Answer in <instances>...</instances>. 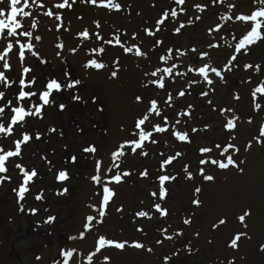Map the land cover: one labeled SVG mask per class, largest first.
Segmentation results:
<instances>
[{
  "label": "rangeland",
  "instance_id": "374dc122",
  "mask_svg": "<svg viewBox=\"0 0 264 264\" xmlns=\"http://www.w3.org/2000/svg\"><path fill=\"white\" fill-rule=\"evenodd\" d=\"M201 1L185 0L193 10L183 22L184 4L175 0H118L119 11L101 6L107 0H98L97 6L89 0H77L71 10L53 7L61 0H42L45 7L33 12L40 22L34 35L41 36V40L32 41L36 55L26 53L21 62L14 52L9 56L10 69L0 70L13 80V75L27 67L37 76L41 72L43 82L47 76L44 69L50 70L48 64H39L45 54H50L54 66L62 70L58 60L66 61L69 73L64 74L62 84L66 83L63 89L69 103L63 104V109L50 106L49 118L35 129L44 131L47 124L56 126L58 120L66 126L72 142L65 146V159L59 162L55 159L41 164L34 142L25 150L20 146V154L6 161L12 166L0 174L6 177L0 183V264H61L62 250L69 249H77V264H89L87 256L95 253L99 235L127 241L128 245L139 242L145 248L110 247L95 253L91 264H264V93L255 92L264 88V40L237 52L236 46L253 25L235 18L259 10L260 0L229 2L221 15L212 14L211 21V14L201 11ZM0 7L7 13L10 0H1ZM48 8L62 17L64 27L59 31V22L42 14ZM173 10L177 12L174 18L170 16ZM175 21L183 23L178 26ZM181 25V31L175 32ZM205 27L210 28V34H205ZM84 30L90 34L87 40L79 35ZM260 31L264 33V26ZM117 37L120 45L115 43ZM19 39L26 42L24 37ZM206 43L202 53L212 56L207 53L197 64V47ZM126 47H132L133 52H125ZM136 48L144 55L136 56ZM161 56L171 59L161 60ZM93 59L106 67L86 66ZM205 65L212 83L199 73ZM169 67L171 74L164 72ZM213 67L220 76L210 71ZM113 71L117 72L115 77ZM161 76L162 89L152 83ZM4 86L9 87V83ZM153 100L159 114L151 111ZM145 116L148 120L141 128L152 135L142 150L132 153L130 144L139 139L136 123ZM7 118L0 122L5 128ZM99 120L107 122L105 137L103 132L97 154L88 161L80 154L81 141ZM229 120L236 125L232 130L226 129ZM157 127L165 131L158 133ZM177 133L187 134L190 142L179 141ZM6 135L0 134V139ZM121 144L126 147L119 170L130 175L117 185L108 183L116 169H106L113 163L111 154L120 151ZM229 145L235 147L225 153ZM202 147L211 151L201 153ZM4 148L5 153L15 151V144ZM71 153L77 155L74 161L73 157L67 159ZM228 155L238 166L220 169L211 163L226 162ZM201 160L206 163L201 164ZM97 163L99 174L115 195L105 208L104 222L81 239L86 217L96 216L102 205L103 187L92 179L98 174ZM201 169L214 179H204ZM30 171L37 175L25 185L24 174L31 175ZM61 171L68 175L67 180L58 179ZM161 175L170 177L164 183V198L159 196ZM233 180L240 181L234 189ZM21 186L28 188L22 200L18 195ZM156 204L161 206L159 210ZM141 211L147 215L140 217ZM245 213L241 222L239 217ZM49 217L55 219L49 222ZM237 234L244 235L232 248L230 242Z\"/></svg>",
  "mask_w": 264,
  "mask_h": 264
},
{
  "label": "snow or ice",
  "instance_id": "6c2138e0",
  "mask_svg": "<svg viewBox=\"0 0 264 264\" xmlns=\"http://www.w3.org/2000/svg\"><path fill=\"white\" fill-rule=\"evenodd\" d=\"M5 2H9V0H5ZM77 2V0H61V2L56 3L53 5V7H55L56 9H67V10H71L73 8V5ZM89 2L94 5L97 6L98 4V0H89ZM175 2H177L178 4H184L185 0H175ZM215 2V0H214ZM101 6L107 7L109 9H114L116 11H119L121 9V4L118 2V0H107L106 4H103ZM45 7L44 3L42 2V0H10V10L6 13L5 10L0 7V69H10V64H9V56L10 54L16 52L18 53V57L19 60L21 62H23L25 60L26 57V53L31 54V55H36L35 52H33V48L35 47L34 43L32 42L34 41H39L41 40V36L40 35H34V31L37 27L38 24L40 23L38 19H36L33 16V12L39 10L40 8ZM44 16H47L49 18H53L58 21L59 23L56 24V28L59 31L61 28L64 27V23L62 21V17L59 14V12H54L51 8H48L46 11H44L42 13ZM169 14L165 13V16L167 17ZM171 17H176L177 16V12L175 10L171 11L170 13ZM237 20H241V21H249L252 23V27L251 30L243 37V39H241L239 41V44L236 46V51L239 52L242 49L247 50V48L251 45H254L255 43H257L260 40H264V33H262L260 31L261 27L264 26V0H260V9L259 10H254L252 13L250 14H246V15H237L235 17ZM160 23H163V21H161ZM97 26H99L97 24ZM184 25H181L180 27L175 29V32L179 33L181 31V28H183ZM159 31V28L157 29ZM154 35V33H152ZM80 37L84 40L89 39V31L88 30H84L82 32L79 33ZM20 37H24L26 38V42L21 43V40L19 39ZM108 44L112 43V40H108L106 41ZM115 43L117 45L121 44V41L119 39V37L116 38ZM157 43H160L159 41ZM18 46V48L16 47ZM59 47H64V45H59ZM72 51H75V49H72ZM100 52H103L104 49L100 48L99 49ZM125 52L127 53H132L133 52V48L132 47H126L124 49ZM169 52H171V49H169ZM135 55L136 56H143L144 53L139 49L136 48L135 49ZM205 55H207V53H205ZM161 60H165V59H171V56L165 57V56H161L160 57ZM233 59L235 60L236 57H233ZM88 67H92L95 69H103L106 67V65L104 63H98L95 59L90 60L88 65H86ZM174 67V66H173ZM246 68H251L252 65H245ZM172 68H166L164 69L165 73L171 74L172 73ZM30 71L29 68L24 67L23 68V72L24 73H28ZM211 72L215 73L216 76H220V72L217 71L216 68H211L210 69ZM199 73L203 75L204 79L208 82V83H212L211 80L208 79V74H209V66L205 65L204 67H200L199 68ZM111 75L113 77H115L117 75L116 71H113L111 73ZM152 76H156V72L152 73ZM80 81H75V84H79ZM152 83L157 84L159 88H164L165 84H164V77L161 76L158 80H154L152 81ZM0 84H6V79H5V72L0 70ZM19 85L21 86V91L18 94V98L19 100H24L25 98H29L32 96H35L36 93L32 92V91H25L24 87L25 85V80L24 79H20L19 80ZM68 87H72V85H68ZM47 91H43L40 94L39 99L42 101V105H38L35 107L34 112L33 111H26L24 107H14L11 110L15 113L14 116H12L11 118V123L12 124H16L17 122L20 121H24L26 117H30L33 115H39L41 113V109L44 105H49L54 103V101L50 100L49 97L52 95L53 90L59 91L61 89V84L57 82V80L52 79L50 82L47 83ZM255 92H260V93H264V88H257L255 90ZM255 92L253 93V95L255 96ZM181 96L184 95L183 92L180 93ZM4 93L0 92V97H3ZM76 99H78V97H74ZM137 99L139 100L140 98L137 97ZM65 106L64 105H60V108L63 109ZM260 106L257 104V108H259ZM151 111L155 112L156 114H159V109L157 108V103L155 100L151 101ZM4 109L0 108V114H3ZM148 120V116H145L143 119H140L137 123H136V128L139 130L138 132V136L139 139L138 141H132L130 144V150L132 153H136L137 150H142L144 147V142L149 140V137L152 135L151 132H145L142 128L141 125L145 124V121ZM235 122L233 120H229L226 123V129L228 130H232L235 128ZM13 129L11 126H8L7 128H5L3 125H0V134L3 133H10L12 132ZM165 131L164 128L162 127H157L156 128V132H163ZM193 131H196V129H193ZM39 138V137H37ZM177 138L179 139V141H184V142H190L189 141V137L187 134H179L177 133ZM24 141L29 140V137L27 135H25L23 137ZM21 142L17 141L16 145H15V151H7L5 154L0 155V174H3L7 171L6 169V161L9 160L10 157H16L20 154L21 151ZM120 151H114L111 155H112V160L113 163L106 169L107 172H111L113 169H116V174L114 176L111 177V179L108 181V183H114V184H120L122 182V178L127 177L128 175H130V173L128 172H121L119 170V160L121 157H123L125 155V151L123 150L126 145L125 144H121L120 146ZM216 147H220L219 145H217ZM234 145H229L227 148H224V152L227 153L229 151V148H234ZM201 153H209L211 151L210 148L207 147H202L199 149ZM85 151L88 152H94L95 149L94 148H89V149H85ZM142 155H146V153H144L143 151H141ZM180 155L179 153H177V156ZM73 161L75 160V157L72 158ZM201 164H205L206 161L205 160H201L200 161ZM211 163L218 165V167L220 169H228L230 166H238L237 162L234 160L232 155H228L227 156V160L226 162L223 161H218V160H212ZM97 167V175H94L92 177V179L97 183L100 184L103 187V197H102V205L101 207H99L97 209V215L93 216V215H88L86 217V223L84 224V229L85 231L80 232L79 237L81 239L86 238V232L87 233H92L94 231V229L96 228V226L98 224H102L104 222V218L106 217V211L105 208L109 205V203L112 201L115 192L113 190L112 187L107 186V184L105 183V181L102 179L101 175L99 174L100 172V164L97 163L96 165ZM201 174L204 175L203 173V169H201ZM37 173L35 171H33L31 173V175H29L28 173L24 174V184L26 185L29 181H31L33 179L34 176H36ZM144 175H146V173H144ZM190 175V174H189ZM69 177L68 175L61 171L59 173L58 179L60 181H65L67 180ZM6 179V177L4 176H0V183H2L4 180ZM159 182L161 185L160 188V192H159V196L160 198H164L166 195V189L164 188V183L165 181H168L170 179L169 176L167 175H161L159 178ZM174 179V178H173ZM204 179L211 181L214 179L213 176L210 175H204ZM28 191V188L21 186L18 192V195L20 197V199L22 200L25 197V193ZM64 191L66 192L67 189H64ZM196 191H199V189H197ZM153 196H156V193H152ZM37 200L40 199V196L36 197ZM194 203H198V201H194ZM160 205L156 204L155 208L157 210L160 209ZM121 209H117V211H120ZM33 213L35 212V210H32ZM162 215H164L165 213H161ZM138 215L140 217H144L147 215V213L141 211L138 213ZM247 215V213H245V215H242L239 217V220L241 222H243L245 220V216ZM55 218L53 217H49L48 221H52ZM95 222V223H94ZM189 221H185V223H188ZM224 221L221 220L220 224H223ZM216 225H214L215 227ZM242 235L244 234H237L230 242V247L232 248H236L238 241L242 238ZM71 239H76V237H72ZM169 239H171V237H169ZM159 243V242H158ZM126 245H128L127 241H123V242H118L114 239L111 238H106L104 235H99L97 241H96V247H95V253H100L102 250L110 248V247H114L115 249H119V250H123L125 249ZM128 246H132L138 249H143L145 248V245L139 242H132L131 245ZM264 247V246H262ZM149 252L153 251V249L149 248L147 249ZM77 249H69V250H62L61 252V256L63 257L61 264H77ZM94 254L92 255H88L87 259L89 261V264H91V262L94 259ZM39 259V257H38ZM108 257L105 256V260H107ZM165 259H169V257H165ZM229 264H232V262H229Z\"/></svg>",
  "mask_w": 264,
  "mask_h": 264
},
{
  "label": "trees",
  "instance_id": "16d2710c",
  "mask_svg": "<svg viewBox=\"0 0 264 264\" xmlns=\"http://www.w3.org/2000/svg\"><path fill=\"white\" fill-rule=\"evenodd\" d=\"M232 1L234 0H215V2L214 0H202L201 11L204 13H210L211 15L208 18V21H211L213 19V15H212L213 13L216 15H221L222 11H224L222 7H224L229 2ZM185 5H188L190 7L186 9ZM182 7H183V22L184 20L188 21L187 18L190 16L193 7L189 5V3L186 4V2ZM163 10L164 12L167 13L166 9ZM175 23L178 26L182 24V23L179 24L176 21ZM204 31L206 35L210 34V28L205 27ZM207 46L208 43L201 46L202 48L200 46L197 47V52L195 53V57H194V60L197 64L200 63L199 61L203 57H207L205 53H202L206 50ZM180 49L181 47L177 46V50ZM207 53L209 55L211 54L210 52ZM210 56H212V54ZM47 64L50 66V70L44 69V73L47 76L44 78L43 82H42L41 72H39L38 76L35 73H32L31 70L28 73L21 72L13 75L14 79L12 81L14 82V88L8 91L7 99L5 102L0 101V108L4 109L3 114H0V122L3 119V117L7 116L8 118L4 123L7 125V127L11 126L13 131L10 133L7 132V135L4 138L0 139V143H1L0 155L5 154L4 147L12 144L16 145V142L20 141L21 142L20 146L24 150L28 149L29 147H32L33 142L35 144H38L37 152H39L41 164L48 161L52 162L55 159H58L57 162L65 159V154L62 155V152L66 149L65 146L70 145L72 142V139L70 137H67L66 126L63 123H59L58 120L53 119L57 122L56 126L52 124H47L45 126L46 128H44L45 129L44 131L40 129H35L36 126H38L40 123L45 122L49 118L47 114L52 110L51 109L52 106H59L69 103V98L66 97L68 94H66V91L63 89V87L64 88L67 87L66 83L62 84L66 80L64 76V71L62 70V68H58L57 66H54V64L51 62H48ZM35 78H37L36 82H34ZM20 79L25 80L26 86L24 87V90L35 92L36 93L35 96L25 98L22 101L19 100L18 94L21 91V86L19 85ZM52 79L57 80V82L61 84V89L59 91L53 90L52 95L49 97V99L54 101V103L49 105H44L39 115H33L34 120L29 121L30 120L29 119L28 122L27 120H24L17 122L16 124H12L11 118L12 116L15 115V113L11 109L14 107H24L26 111L34 112L36 106L42 105V101L39 99L40 94L43 91L48 90L47 83L50 82ZM31 125L34 126L31 127ZM105 125H107L106 121L99 120L98 122H96L95 127L88 131L89 135L86 136L85 140L81 141V144L83 146L80 148V154H82L85 160L91 161L94 155L97 154V151L101 144V135L103 134V132L105 137V133H106ZM25 135L29 137V140L27 141L23 140V137ZM55 136H58L56 140H55ZM89 148H94L95 151L94 152L85 151V149H89ZM74 156H77L76 153H71L69 154L67 159ZM22 159H23V154H22ZM6 166H12V165L6 163ZM16 169L17 171H20V168H18V166H16Z\"/></svg>",
  "mask_w": 264,
  "mask_h": 264
},
{
  "label": "flooded vegetation",
  "instance_id": "af4514ba",
  "mask_svg": "<svg viewBox=\"0 0 264 264\" xmlns=\"http://www.w3.org/2000/svg\"><path fill=\"white\" fill-rule=\"evenodd\" d=\"M49 55L50 54L44 55V57H43L44 64H43V60H41V62L39 64H41L43 66V65H45L48 62L53 63L52 62V58ZM52 56H54V55H52ZM54 60H56V58H54ZM58 61L60 63L62 62L63 69H69V66L65 65V62L66 61H64V60H58ZM19 73H21V72H19ZM5 79H6V82L9 83V87L8 86H4V84H0V92H3L4 93V96L3 97H0V101L1 102H5L6 101L8 91L14 88V82L11 80V78H9L7 76V74H5ZM19 264H22V263L19 262Z\"/></svg>",
  "mask_w": 264,
  "mask_h": 264
},
{
  "label": "bare ground",
  "instance_id": "6f19581e",
  "mask_svg": "<svg viewBox=\"0 0 264 264\" xmlns=\"http://www.w3.org/2000/svg\"><path fill=\"white\" fill-rule=\"evenodd\" d=\"M1 2V0H0ZM240 183L239 180H233V189L237 187V185ZM260 192H261V189H260Z\"/></svg>",
  "mask_w": 264,
  "mask_h": 264
}]
</instances>
